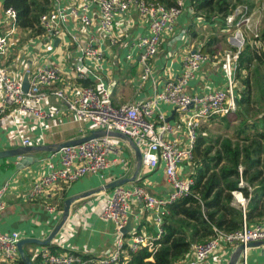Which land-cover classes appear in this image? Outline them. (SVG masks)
Masks as SVG:
<instances>
[{
    "label": "built area",
    "instance_id": "built-area-1",
    "mask_svg": "<svg viewBox=\"0 0 264 264\" xmlns=\"http://www.w3.org/2000/svg\"><path fill=\"white\" fill-rule=\"evenodd\" d=\"M132 9L137 10L149 26V34L138 38L132 45V48L141 54V80L145 82L153 73L149 60L158 54L165 33L172 31L185 13L193 12L191 0H176L171 7L146 0H48V10L40 16V28L52 42L57 39L61 41L68 36L65 38V46L73 45L80 54L75 66L78 80L83 84L87 81L95 82V85H83L80 94L73 99H69L61 90L53 91V94L66 104L67 109L80 122L87 124L82 131L88 135L93 131H105L106 134L78 145L61 148L58 151L60 167L55 168L49 163L47 173L32 185L30 196H41L58 183L69 186L89 175H100L104 179L105 171L112 165L118 162L126 165L123 146L128 143L112 133L125 135L132 139L137 147L145 144L147 150L164 165L172 191L168 196L156 197L142 186L116 187L97 213L101 220L112 222L115 226L116 239L113 248L101 257L85 256L78 252L52 253L45 250L38 255L41 257V264H119L125 254L126 244L131 252L145 247L156 253L160 248L159 240L164 235V220L170 214V206L191 194L194 180L191 177L183 178L181 169L194 162V151L202 124L214 117H227L238 109L235 75L241 50H229L225 53L222 71L228 83L226 90H216L203 97L187 93L190 82L210 60L200 48L186 56L182 73L178 78L166 82L163 91H156L153 97L143 101L116 106L101 77L105 59L103 46L118 44L119 39L115 32L116 18ZM95 13L99 17L98 21H95ZM248 15L246 10L238 12L236 9L226 18V28L235 26L241 31L242 27L246 26L251 30V18ZM0 16H3L2 23L7 28L6 33L4 31L0 35L1 58L8 53L11 38L18 34L20 28L17 11L12 7L4 8L1 0ZM70 22L79 23L80 30L87 40H82L77 33L68 31ZM254 31V41L260 40L258 29L255 28ZM257 45L261 47V41H257ZM127 58L132 59V55ZM62 73L60 68L52 64L37 66L29 76V90L24 92L22 81L16 79L10 70L0 63V120L10 111L31 117L38 122L58 115L56 110L48 111L45 104L49 96L48 89L61 81ZM163 104L175 107L180 113L186 133L184 145L170 138L175 130L173 124L169 123L160 111ZM17 131L22 136L23 146L30 145L31 139L25 137L20 128H17ZM240 185H243L242 180ZM8 188L9 183H6L0 189V214L7 208L4 197ZM241 203L244 206L246 199L242 198ZM132 204L140 205L154 217L159 227L156 236L138 232L126 242L122 230L129 223ZM49 210L54 211L53 208ZM243 213L240 229L225 232L214 227V237L195 244L190 252L192 259L187 263L178 264H202L216 254L223 243L228 246H247L249 243L264 242V224H248L245 211ZM20 241L19 233L7 234L0 231V264H13L20 259ZM242 254L246 264L247 249Z\"/></svg>",
    "mask_w": 264,
    "mask_h": 264
},
{
    "label": "crops",
    "instance_id": "crops-1",
    "mask_svg": "<svg viewBox=\"0 0 264 264\" xmlns=\"http://www.w3.org/2000/svg\"><path fill=\"white\" fill-rule=\"evenodd\" d=\"M94 17L95 21L99 20L96 13ZM2 20L3 16H0V35L7 31ZM196 23L198 21L193 16L185 13L174 29L165 33L158 54L149 60L152 76L143 82L141 80L143 69L139 62L141 54L138 50L133 49L132 45L138 38L149 34L148 23L135 9L126 14H119L115 25L119 42L116 46H103L105 59L104 70L101 74L113 103L120 106L149 99L154 96L156 91H163L166 82L178 78L182 73L186 56L205 44L201 40L202 34L198 27L194 29ZM80 28L78 22H70L68 31L77 33L82 40H87ZM21 31L23 30L20 29L19 34L22 36L25 31ZM193 33H196V36H193ZM26 34L32 38L40 36L42 39L40 46L35 41L34 43L27 41V45L20 48L17 46L18 42L14 35L10 41L9 51L0 58V63L22 82L26 74L30 76L37 66L52 64L60 68L63 72L61 81L48 89L49 96L45 104L48 111L56 110L59 114L54 118L38 122L31 117L21 116L10 111L0 120V152L38 147V149L30 150L27 153L29 158H33V164L24 169L16 168L20 157L0 159V189L9 183L4 197L7 208L0 214V231L7 234L17 232L21 240L45 241L61 223L65 201L69 198H77L71 205L67 222L52 242L47 246L27 244L24 246V251L31 258L33 264L39 253L49 250L50 246L59 249L61 252L58 253L78 252L85 256L101 257L113 248L116 239L114 224L105 222L97 216L105 199L113 192V189L102 191L103 186L124 178L131 179L138 172L136 179L123 187L142 186L156 197L168 196L172 188L167 181L164 165L147 150L145 144L138 147L142 154L141 162H139L136 152L127 142L128 144L123 146V157L127 164L123 165L122 162H118L112 165L105 171L104 179L100 175H89L69 186L58 183L41 196H30L32 185L47 173L49 163H52L55 168L60 167V153L52 148L59 144L81 139L88 134L82 131L87 124L80 122L67 109L66 104L53 94V91L61 90L69 99L80 94L83 83L78 80L75 74L76 60L80 54L73 45L65 46L63 40L52 42L44 32L32 35L28 31ZM67 37L65 36L66 39ZM236 37L237 35L229 37V43L242 50L245 42L244 37L241 34V45L236 44ZM232 40L235 43L231 42ZM129 55H132V59L127 58ZM223 59L222 52L210 58L209 62L204 64L195 79L188 85L187 93L203 97L216 90H226L228 83L222 71ZM160 111L165 119L174 126L175 131L170 138L184 145L186 143L185 127L178 110L169 104H163ZM216 118L218 117L211 118L202 124L201 135L207 134L206 128H209ZM17 128L21 129L25 137L31 139L30 145L23 146L22 136L18 133ZM208 145H210V141L204 148ZM208 156H212V152ZM10 165L13 168L8 167ZM181 170L183 178L190 177L193 174L194 165H186ZM236 192V194L233 193L234 201L231 206L246 211L248 199L242 192ZM242 198L246 199L244 206L241 203ZM49 208H53L54 211L51 212ZM255 214L261 216L259 220L261 224H264V198L260 199ZM182 220L187 219L178 217L172 224L176 226ZM229 220L230 218H228ZM187 222L190 221L187 220ZM128 225V232L125 234L126 242H129L135 233H144L154 237L159 231L154 217L145 212L138 204H132ZM252 225L256 224L252 223ZM184 227L188 233H191V228ZM195 244L198 242H195L193 246ZM239 247L223 243L221 249L202 264H230L239 252ZM189 254L180 262L190 261L192 255ZM244 262L245 258L240 253L237 264H244ZM246 264H264V246L247 249Z\"/></svg>",
    "mask_w": 264,
    "mask_h": 264
},
{
    "label": "trees",
    "instance_id": "trees-1",
    "mask_svg": "<svg viewBox=\"0 0 264 264\" xmlns=\"http://www.w3.org/2000/svg\"><path fill=\"white\" fill-rule=\"evenodd\" d=\"M155 2L167 7H171L176 0H146ZM4 8L12 7L18 13V25L23 31H29L36 35L42 34L39 27L40 16L48 10V0H1ZM193 12L190 14L197 21L201 19L198 13L202 11H212L217 9L223 27H226V18L233 14L237 5L230 0H191ZM206 22L216 25L214 18H206ZM196 36V33L192 34ZM257 41H261L258 47ZM218 40L212 36L210 41L203 44L200 49L210 58L217 56ZM230 50L238 52L237 48ZM264 66V32L260 40H255L251 45L245 42L243 49L238 56V67L235 75V96L238 99V110L243 112L244 107L253 103L254 91L256 87L264 95V77L255 76L253 78V67ZM84 86L95 85L93 81L84 82ZM256 94V92H255ZM259 95V101L263 97ZM219 118V117H218ZM225 121V117H223ZM244 118V117H243ZM248 132L241 140L248 143L243 149L233 148L231 143L222 145L221 152L214 156H208L212 152V147L204 146L209 142L208 138L201 135L198 138L194 154L195 159L193 174L190 176L194 180L189 196L179 199L170 206V214L165 218L163 230L164 235L159 240L160 248L156 253H152L148 248H141L136 252L129 250L125 245V254L121 257L119 264H177L191 252L195 242L202 243L214 237V227L225 232H232L240 229L243 224L244 213L241 209L232 207L234 201L233 192L240 191L248 199L246 206V218L248 224H261V216L255 212L260 199L264 198V186L249 191L240 186L242 177H250V182L258 181L264 171V119L248 124L246 121L240 128H237V136L241 137ZM228 164V165H226ZM226 165V166H224ZM243 167L240 174L239 167ZM13 168L12 165L8 166ZM253 174L255 169H259ZM262 168V169H261ZM183 217L180 224L174 226L173 221ZM228 218L230 220L228 221ZM191 228L188 233L184 226ZM52 253L61 252L55 246H50ZM126 257V259H125ZM13 264H25L18 259ZM34 264H41V257L37 256Z\"/></svg>",
    "mask_w": 264,
    "mask_h": 264
},
{
    "label": "rangeland",
    "instance_id": "rangeland-1",
    "mask_svg": "<svg viewBox=\"0 0 264 264\" xmlns=\"http://www.w3.org/2000/svg\"><path fill=\"white\" fill-rule=\"evenodd\" d=\"M232 4L237 5V11L241 12L242 9L246 10L251 18V30L246 28V26H243L241 31L237 29V27L233 28H226L223 27V23L220 21L218 15L221 14L218 13V10H212V11H202L201 13H198V16L201 17V19L194 25V29L198 27L199 32L202 34L201 40L205 43L210 41L212 36H215V38L218 40L217 44L214 47L218 46V52H222V55L225 56V53L228 52L232 47L229 43V37L235 36L238 34L243 35L245 42H249L251 45L254 43V37H255V28L258 29V34L260 36V39L262 37V33L264 32V0H230ZM246 8V9H245ZM214 18L216 22V25H212L210 23L206 22V18ZM196 19V18H195ZM40 27V26H39ZM22 30V29H21ZM23 32V31H21ZM20 30L18 32V35L15 36L16 42H18L17 46L20 48L25 47L27 45V41L29 43H34V41L40 46L42 39L40 36L37 38H32L30 35L25 33H28V31L25 30L24 34L21 36ZM33 35V33H32ZM34 35H36L34 33ZM30 37V38H29ZM65 42L66 40L63 39ZM235 43L233 40L231 41ZM244 42V44H245ZM236 48V47H235ZM239 51V49H237ZM253 78L255 76H262L264 77V66L261 67H253L252 69ZM264 88V86L262 87ZM257 91H254V97H253V103L250 104L248 107H244L243 112H241L237 109V111L227 117H225V121H223V117L216 118L215 121L211 124L209 128H206L207 134L204 136L208 138L210 141V147H212V156L216 153L221 152V146L226 143H231L233 148L239 147L240 149H243L245 146L248 145L247 142L241 140V138L246 137L247 135H251L252 133L248 132L246 135H243L241 137L237 136V128H240L241 125L246 121L248 124H253L255 121L264 119V95L259 92V88L256 87ZM256 92V94H255ZM262 95L263 99L262 101H259L258 96ZM244 117V118H243ZM264 158V156H263ZM228 165V164H226ZM224 165V166H226ZM262 169V168H261ZM240 174L243 171V167H239ZM259 169H255L253 171V174H256ZM262 171L261 178L258 179V181L250 182V177L244 178L242 177L243 185L241 187L247 188L250 192L253 191L256 188H260L261 186H264V171ZM241 183V182H240Z\"/></svg>",
    "mask_w": 264,
    "mask_h": 264
},
{
    "label": "water",
    "instance_id": "water-1",
    "mask_svg": "<svg viewBox=\"0 0 264 264\" xmlns=\"http://www.w3.org/2000/svg\"><path fill=\"white\" fill-rule=\"evenodd\" d=\"M60 40L57 39V42H59ZM23 91L27 92L29 90L30 87V82H29V74H26L23 82ZM238 102V99H237ZM239 103V102H238ZM106 134L105 131H93L90 135L85 136L81 139L75 140V141H71V142H66L63 144H59L56 145L54 148H52L53 150H57L59 151L61 148L66 147V146H74V145H78L80 143L95 139L101 135ZM113 135L127 141L129 143V145L133 148V150L136 152L138 161L141 162L142 159V154L140 149L137 147V145L134 143V141L128 137H126L125 135H122L120 133H112ZM33 149H38V147L36 148H21L20 150H13V151H5V152H0V159H6L9 157H20L19 161L16 164V168L17 169H24L30 165L33 164V158H29L27 156V153L30 150ZM40 149V148H39ZM138 175V172L133 176V178H124L121 180H117L115 182H112L108 185H105L101 188L102 191L104 190H110V189H115L116 187L119 186H123L129 182H132L136 179ZM77 198H69L65 201L64 203V212H63V218L61 223L55 228V230L53 231V233L51 234V236L45 240V241H41V240H37V239H23L18 243V250H19V254L21 259L25 262V264H33L31 258L25 253L24 251V246L27 244H35V245H39V246H47L49 245L52 240L59 234L60 230L63 228V226L65 225V223L68 220V217L70 215V209H71V205L73 204V202L76 200ZM128 228L129 225H127L125 228H123L122 232L123 234H126L128 232ZM256 246H264V242H256V243H249L247 244V246L245 245H240L239 247V252H237V254L235 255V257L231 260L230 264H237L238 262V258L240 253L244 252L245 249H249V248H253ZM241 251V252H240ZM238 256V258H237Z\"/></svg>",
    "mask_w": 264,
    "mask_h": 264
},
{
    "label": "bare ground",
    "instance_id": "bare-ground-1",
    "mask_svg": "<svg viewBox=\"0 0 264 264\" xmlns=\"http://www.w3.org/2000/svg\"><path fill=\"white\" fill-rule=\"evenodd\" d=\"M235 42H236L237 45H241L242 40H241L240 34H238V36L235 38Z\"/></svg>",
    "mask_w": 264,
    "mask_h": 264
}]
</instances>
